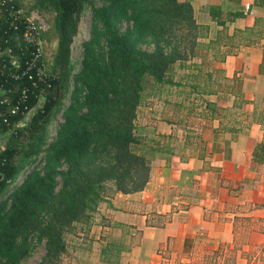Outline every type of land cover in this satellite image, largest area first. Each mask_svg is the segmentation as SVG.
Returning <instances> with one entry per match:
<instances>
[{"label": "crops", "instance_id": "obj_1", "mask_svg": "<svg viewBox=\"0 0 264 264\" xmlns=\"http://www.w3.org/2000/svg\"><path fill=\"white\" fill-rule=\"evenodd\" d=\"M177 1L191 52L168 82L142 78L133 121L148 179L102 198L70 264H264V165L250 156L264 144V0Z\"/></svg>", "mask_w": 264, "mask_h": 264}, {"label": "trees", "instance_id": "obj_2", "mask_svg": "<svg viewBox=\"0 0 264 264\" xmlns=\"http://www.w3.org/2000/svg\"><path fill=\"white\" fill-rule=\"evenodd\" d=\"M83 0H45L54 11V27L58 35L55 61L67 57V45L73 32V17ZM154 10L135 15L138 25L143 13L158 16L165 22L178 21L195 30L191 6L177 0H150ZM138 6V0H107V5L94 8L93 17L105 31V62L100 63L92 52V42L83 43V56L75 82L83 87V111L78 114L77 102L70 105L64 118L63 133L49 145L46 160L49 165H65L59 172L61 183L54 191L52 171L42 176L28 177L12 194L8 214L0 218V251L13 252L16 237L29 225L38 210L45 209L47 218L33 226L37 239L44 242V255L37 264L56 261L64 253L63 233L74 222L85 219L101 202L104 184L110 183L113 192L129 194L143 189L149 167L146 160L135 154L132 146L138 143L133 135V121L140 100L144 76L155 82H166V73L174 62L191 52L194 35L181 46L169 42L160 47L152 42V50L137 47L133 30L118 34L111 23L123 8ZM0 22H9L6 13ZM49 74L52 73L49 71ZM12 83V82H11ZM0 77V98L12 97L6 93L8 85ZM60 79L55 78L44 90L46 103L43 113L29 118L28 131L34 134L45 123L60 97ZM24 124L13 128L0 151V191L15 173L16 141ZM251 159L264 165V144L256 143Z\"/></svg>", "mask_w": 264, "mask_h": 264}, {"label": "rangeland", "instance_id": "obj_3", "mask_svg": "<svg viewBox=\"0 0 264 264\" xmlns=\"http://www.w3.org/2000/svg\"><path fill=\"white\" fill-rule=\"evenodd\" d=\"M15 4L22 14L31 18L36 22H42L43 32L41 34V48L43 52V61L46 70L50 71L55 78L60 79L61 92L45 123H42L39 129L32 134L28 131L29 119L25 120L24 127L20 131L18 140L16 141L17 152L13 162L15 173L13 177L6 183L0 191V218H4L9 212L11 196L19 188V186L28 177L42 176L48 171H52L54 179V191L56 192L60 186L61 178L59 172L65 169V165L51 166L48 164L47 150L50 144L55 142L59 134L63 133L62 125L64 115L70 105L77 102V110L75 113L83 111L81 104L84 89L75 82V75L80 68L83 56V43L92 42V52L96 59L102 63L105 62L106 38L105 31L101 23L93 17V9L107 5V0H83L78 11L73 17V32L70 34L67 45V57L61 61H55L57 50L58 35L54 27V11L45 0H9ZM154 5H150V0H138V6L134 8H123L118 14V18L111 23V29L118 34H123L126 30H133L138 39L137 47L141 50L151 51L152 42H158L163 47L165 42H169V47H163L168 50L170 44L177 46L178 51H182L181 46L186 45L195 32L188 26L178 21L165 22L155 15L143 16L135 25L132 18L141 12L154 10ZM166 82L168 80L166 79ZM164 84V83H163ZM144 100L146 95L141 94ZM175 97H180V94ZM141 100V101H142ZM60 134V135H61ZM134 146H132V149ZM113 192L110 183L104 184L101 198ZM102 200V199H101ZM98 202L93 211H88L86 217L93 215ZM47 218L45 209L38 210L33 216L29 225L16 237L13 252L5 254L0 251V264H37L44 255V242L37 239V233L33 230L34 224L39 220ZM74 222L64 230L63 241L66 249L56 261L47 264H70L72 260L69 253V246L75 238V233L81 228L84 219ZM80 223V224H79Z\"/></svg>", "mask_w": 264, "mask_h": 264}, {"label": "built area", "instance_id": "obj_4", "mask_svg": "<svg viewBox=\"0 0 264 264\" xmlns=\"http://www.w3.org/2000/svg\"><path fill=\"white\" fill-rule=\"evenodd\" d=\"M243 11L249 13L248 4ZM5 13L9 22H0V77L5 84L12 82L6 93L13 94L0 98V151L13 128L43 113L44 90L55 81L43 61L42 22L25 17L9 0H0V18Z\"/></svg>", "mask_w": 264, "mask_h": 264}]
</instances>
